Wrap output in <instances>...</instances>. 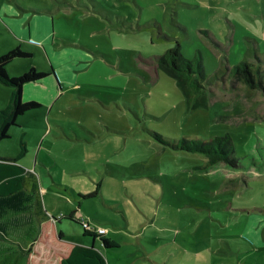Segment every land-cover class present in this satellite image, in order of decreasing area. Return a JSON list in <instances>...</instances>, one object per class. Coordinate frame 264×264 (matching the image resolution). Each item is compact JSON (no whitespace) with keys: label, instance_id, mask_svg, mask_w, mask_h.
Segmentation results:
<instances>
[{"label":"rangeland","instance_id":"rangeland-1","mask_svg":"<svg viewBox=\"0 0 264 264\" xmlns=\"http://www.w3.org/2000/svg\"><path fill=\"white\" fill-rule=\"evenodd\" d=\"M1 3L14 6L19 16L31 4L50 10L52 39L81 55L75 68L64 70L39 48L30 47L31 56L15 60L26 71L30 65L46 74L54 69L49 77L56 85L60 79L63 86L50 102L20 115L18 126L0 141V156L7 158L18 153L20 137L26 142L21 164L27 170L38 172L39 162L44 168L52 163L62 169L56 171L61 185L46 173L51 183L44 200L54 210L50 218L77 209L79 201H93L95 195L87 192L94 190L108 163L110 177L103 192L107 200L122 197L128 220L118 212L125 225L114 229L123 245L163 243L176 236V229L203 234L204 245H248L247 231L264 230V90L248 97L246 86L228 75L233 65L247 61L262 70L264 85V0ZM0 31V43L8 44L10 36L1 23ZM176 41L185 58L198 56L204 66L205 104L187 98L176 80L156 65V55ZM46 96L39 91L24 98ZM155 133L170 143L229 134L239 166L204 168L205 155L165 146ZM76 168L84 171L75 174ZM32 180L33 173L26 176V190ZM78 194L90 197L77 199ZM112 208L100 202L96 212L114 214ZM95 224L113 228L110 222ZM19 249L16 245L14 251ZM226 252L234 257L238 251Z\"/></svg>","mask_w":264,"mask_h":264},{"label":"crops","instance_id":"crops-1","mask_svg":"<svg viewBox=\"0 0 264 264\" xmlns=\"http://www.w3.org/2000/svg\"><path fill=\"white\" fill-rule=\"evenodd\" d=\"M22 10L24 14L19 16L14 6L5 3L0 4V23L5 27V30H7L10 36L8 44L3 43L2 45V43H0V52L4 54L8 49L23 46L25 52L27 51L30 53L29 56H31L33 50L39 48L46 53L52 64L56 65V63H58L60 70L70 69L71 67L75 68V64L79 61L81 55H79L75 49L66 48V43L57 44L54 37L52 39L50 33L53 27V19L48 16L50 10L37 8L32 4L23 6ZM15 60L16 58L6 64V71L12 75L18 73V75H20L22 72L26 71V67L22 68ZM151 63L154 65L153 61H150V64ZM31 67H34V65L29 66V68ZM42 70L43 69H41V71ZM52 71H54V69ZM52 71H48V74L38 81L24 84L22 93L23 100L33 97L35 93L39 91H46V98L34 99L39 103L43 101L50 102L58 93V89L60 93H62L63 86L62 83H60L59 76L57 75V79H59L58 85H56L53 77H49ZM6 88L7 89H4L0 85V109L5 107L9 101L11 88L8 86H6ZM107 131L116 133V131L110 128H108ZM21 134H26V132L21 131ZM95 135L100 136V133ZM19 139L20 142L22 138L20 137ZM39 153L40 147L37 151L36 163L39 162ZM23 156L16 162L25 170L23 187L15 193L7 194V192L4 191L0 194V239L12 245V247H10V245L0 242V264H26L29 244L38 233L40 223L47 219H50L55 229L62 233L63 242L94 247L104 257L106 264H264V230L257 231L250 229L247 231L245 235L252 243L249 242L248 245H204L205 238L203 234L196 233L195 231H181L180 229H176V236H174L173 239H165L163 243L161 241L160 243H156V245H149L151 243L147 245L142 243L138 245L121 244L116 237L118 231L114 228L123 227L125 223L122 221L118 212L122 214L126 222L128 218L125 216L126 211L122 205V197L119 201L107 200L105 198L103 192L104 186L106 185L105 180L110 177L108 163H105V170H100L103 174L96 182L94 188L96 192L90 194V196L95 195L93 201H79L77 209L70 210L69 213L65 211H61L62 213L58 212L61 214L59 219L58 217L55 219L53 218L55 216H51V218L54 219L53 221L49 213L54 214V210L48 209L44 200V196L47 194L51 183L46 173L48 171L52 181L56 185H61V178L56 180L58 178L56 171L58 170L60 173L62 169L57 164L53 165L52 163L47 164L45 169L42 166V162H39L41 165L38 172L35 168L31 170L29 168L27 170L26 167L21 164ZM75 171V174H78L84 171V168H76ZM31 173H33V180L26 190V176ZM224 182L226 183V180H224ZM117 188L120 190L119 187ZM94 190L91 192L88 190L87 193H92ZM108 191H111L110 188H108ZM90 196L78 194L77 199H84ZM100 202L113 207L112 210H114V214L107 212L101 214L98 211L96 212L97 207L100 206ZM69 215H71V219L68 218ZM81 218L88 221L93 227L104 228L95 223H100L101 221L110 222L113 228L105 227L103 237L113 240L116 245L106 247L100 237L93 238L91 235L88 237L83 234V227L80 224ZM63 220L65 222H63ZM78 225L81 226V229ZM69 233H72V236L69 238L65 237V235ZM8 234H12V236H7ZM28 235L31 236V240H29ZM164 243H172V245H164ZM16 245L22 249V252H20V249L18 252L14 251ZM226 250L230 252L236 250L238 252L236 256L232 257ZM215 252H219V255L214 254ZM223 252L228 256H225ZM198 255L199 258L197 259L196 256Z\"/></svg>","mask_w":264,"mask_h":264},{"label":"trees","instance_id":"trees-1","mask_svg":"<svg viewBox=\"0 0 264 264\" xmlns=\"http://www.w3.org/2000/svg\"><path fill=\"white\" fill-rule=\"evenodd\" d=\"M180 47V42L176 41L164 53L154 58L156 65L176 80L187 98H193L196 104H205L204 66L198 56L193 59L185 58ZM29 55L30 53L21 51L19 47H14L0 55V82L11 88L8 104L0 109V141L9 137V130L11 126L17 124L18 116L40 106L36 100H23V86L28 82L38 81L47 74L37 71L35 67L29 68L19 76L12 77L6 71V64L11 60ZM256 58L258 61L261 60L258 56ZM217 72H222V70L219 69ZM217 72L213 76L216 77ZM228 75L236 77L246 86L248 97L252 96L256 90H264L262 70L257 65L252 66L247 61H241L231 67ZM154 135L165 146L169 145L173 149L205 155L207 165L204 168L218 163H224L233 168L239 166L229 134L215 136L206 141L197 138H183L175 143H170L160 134L155 133ZM26 151L25 142L21 140L19 152L15 157H0V194L4 191L7 194L15 193L23 187L25 170L16 162ZM95 190L91 194L96 192ZM68 218L71 219V215ZM80 224L82 225L81 221ZM83 234L91 235L93 238L100 237L106 247L116 245L113 240L103 237V233L95 229L87 230L83 227ZM29 245L26 264H106L104 257L94 247L63 242L62 233L55 229L50 219L40 223L38 233Z\"/></svg>","mask_w":264,"mask_h":264},{"label":"built area","instance_id":"built-area-1","mask_svg":"<svg viewBox=\"0 0 264 264\" xmlns=\"http://www.w3.org/2000/svg\"><path fill=\"white\" fill-rule=\"evenodd\" d=\"M81 223H82V226L87 229V230H96L100 233H104L105 230L104 228H101V227H93L92 225H90V223L88 221H86L85 219L81 218L80 219Z\"/></svg>","mask_w":264,"mask_h":264}]
</instances>
